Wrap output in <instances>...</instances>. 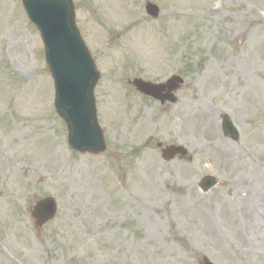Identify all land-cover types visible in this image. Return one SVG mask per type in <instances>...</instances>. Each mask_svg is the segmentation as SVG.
Returning a JSON list of instances; mask_svg holds the SVG:
<instances>
[{
  "label": "rangeland",
  "instance_id": "obj_1",
  "mask_svg": "<svg viewBox=\"0 0 264 264\" xmlns=\"http://www.w3.org/2000/svg\"><path fill=\"white\" fill-rule=\"evenodd\" d=\"M72 1L101 73L107 149L69 146L40 33L22 0H0V153L5 140L20 166L10 187L0 174V264H264V196L253 194L251 171L264 177V44L251 50L264 36V14L251 9L258 0H116L120 21L106 0ZM173 76L184 80L175 104L132 84ZM250 81L263 85L247 107ZM223 115L238 142L223 135ZM171 145L187 156L166 162ZM208 175L219 185L204 194ZM46 197L58 211L39 227L32 211Z\"/></svg>",
  "mask_w": 264,
  "mask_h": 264
},
{
  "label": "water",
  "instance_id": "obj_2",
  "mask_svg": "<svg viewBox=\"0 0 264 264\" xmlns=\"http://www.w3.org/2000/svg\"><path fill=\"white\" fill-rule=\"evenodd\" d=\"M30 20L41 31L46 60L55 81L56 109L65 120L69 129V144L79 152H103L106 149L103 132L98 124L94 89L100 79L88 50L86 49L75 24V12L72 0H23ZM147 12L157 18L158 7L147 6ZM183 80L174 77L166 84L156 85L142 80L134 82L135 87L146 96L162 103L175 102L173 96L162 97L166 89L176 92ZM224 133L234 141L239 133L229 116L223 119ZM185 156L183 147L171 146L163 151L165 160L170 161L176 155ZM217 185V180L206 176L201 182L204 192ZM57 212L53 198L40 201L33 212L39 226L52 220ZM204 264H213L207 258Z\"/></svg>",
  "mask_w": 264,
  "mask_h": 264
},
{
  "label": "bare ground",
  "instance_id": "obj_3",
  "mask_svg": "<svg viewBox=\"0 0 264 264\" xmlns=\"http://www.w3.org/2000/svg\"><path fill=\"white\" fill-rule=\"evenodd\" d=\"M106 1L108 2L107 8L110 9L116 15L115 17L119 21L123 20L124 15H123L122 9L120 7V3H118L116 0H106ZM263 3H264V0H258L257 3H255V5L251 6V9L254 12L264 14V11H263L264 8L262 7ZM217 10L218 9L214 8L213 12H215ZM1 20H2V16L0 15V22H1ZM244 37L245 36L241 37L242 41H245ZM248 37L250 38V35ZM261 43H262V45L264 44V36H263V38L257 37V39L252 43L251 50L253 49L254 52H258V49H259ZM250 58H251V54L249 53L245 57V62H247L248 60L250 61ZM215 77L217 78V80H219V76L217 74ZM249 83H250V86H248L246 89H244V91H242V93H241V99L243 100L244 105L246 106V104L248 103L247 107L249 106L250 103H251V105H255L258 103L259 99L255 96L254 92H257V89L261 90L262 85H263L262 83H259L258 81H250ZM10 142L14 146V148H13L14 151H18L21 149V146L17 143V138L15 135L11 136ZM7 145H8V143L5 140H3L2 141L3 151L0 153V164H5L7 170L5 173H3L2 170H0V174L5 176V181H7L8 187H10L12 179L18 178V176H19L20 166H19V161H17L16 159L14 160V158L6 152V146ZM251 171L256 174V178L259 181L258 189H255L253 194L256 196H258V194H260L261 196H264V177L261 176L257 172V170L255 171L252 169Z\"/></svg>",
  "mask_w": 264,
  "mask_h": 264
}]
</instances>
